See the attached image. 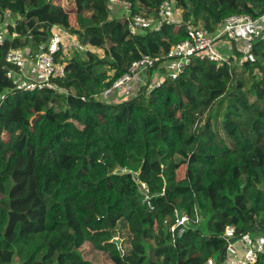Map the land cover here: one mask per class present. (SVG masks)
Listing matches in <instances>:
<instances>
[{
  "label": "trees",
  "instance_id": "trees-1",
  "mask_svg": "<svg viewBox=\"0 0 264 264\" xmlns=\"http://www.w3.org/2000/svg\"><path fill=\"white\" fill-rule=\"evenodd\" d=\"M66 1L0 0V15L21 16L18 36L0 42V264H218L228 225L264 235L263 39L240 65L195 58L158 87L104 99L135 61L188 39L189 26L257 17L264 0H172L180 23L136 33L121 5ZM124 1L157 21L165 0ZM55 27L85 48L55 52L54 88L19 87L7 52L48 49ZM175 209L200 220L173 241Z\"/></svg>",
  "mask_w": 264,
  "mask_h": 264
},
{
  "label": "built area",
  "instance_id": "built-area-1",
  "mask_svg": "<svg viewBox=\"0 0 264 264\" xmlns=\"http://www.w3.org/2000/svg\"><path fill=\"white\" fill-rule=\"evenodd\" d=\"M109 5L110 7L121 5L124 8L132 33H136L140 27L152 26L159 30L164 23H180L182 20L180 10L174 7L172 0H165L160 5V18L157 21L141 14L133 15L130 2L109 0ZM20 17L9 11L0 15V42L7 36L12 38L18 36L17 31L12 32V28L16 27ZM188 30V39L173 45L166 56L151 58L144 55L140 60L135 61L128 72L114 83L108 93L118 91L137 78L142 81L138 93L144 88L151 90L160 86L166 75L177 78L195 58L240 65L248 58H253L254 43L259 39L264 40V12L257 17L250 14L230 15L222 20L215 30L194 25L189 26ZM63 31L62 34L53 38L48 49L42 47L36 55L28 49H10L6 55L7 63L10 65L7 76L12 78L19 87L28 90L54 88L51 80L60 73L55 60V52L63 51L69 56L70 52L75 49L85 48L76 35ZM162 69H165L166 73ZM143 73L145 75H142ZM1 96L0 94V100ZM136 181L147 193L149 190L147 184L138 177ZM175 215L176 223L172 226L173 241L200 220L198 210H196L194 219L180 209H175ZM224 237L227 240L228 250L225 259L218 264H252L258 259L259 253L264 252L263 236L254 237L250 234L237 236L236 227L232 224L226 227Z\"/></svg>",
  "mask_w": 264,
  "mask_h": 264
},
{
  "label": "crops",
  "instance_id": "crops-1",
  "mask_svg": "<svg viewBox=\"0 0 264 264\" xmlns=\"http://www.w3.org/2000/svg\"><path fill=\"white\" fill-rule=\"evenodd\" d=\"M118 10H120V9H118ZM71 23H72V25L77 26V22H75V23L71 22ZM63 30L64 29H62L60 27H55L53 38H55L56 35L62 34L64 32ZM53 38H52V40H53ZM51 44H52V41L50 42L49 45H51ZM87 49H91L93 51L96 50L92 46H87ZM59 72L60 73L62 72V67L59 68ZM142 75H145V74L143 73ZM141 86H142V81L140 78H137V80L132 81L130 84L119 89L118 91L106 94L104 96V99H106L107 101H110V102H120L121 100H123L122 98H125L127 96L130 97L132 94H136L140 90Z\"/></svg>",
  "mask_w": 264,
  "mask_h": 264
},
{
  "label": "rangeland",
  "instance_id": "rangeland-1",
  "mask_svg": "<svg viewBox=\"0 0 264 264\" xmlns=\"http://www.w3.org/2000/svg\"><path fill=\"white\" fill-rule=\"evenodd\" d=\"M65 2H67V1L64 0V3H65ZM65 4L68 5V3H65ZM115 12H117V11H115ZM179 12L181 13V11H179ZM114 14L119 15V13H114ZM75 20H76V16H75V14H71V15H70V21L73 22V23H75V22H76ZM73 52H74V51L70 52V54H72ZM99 52H100V54H103V51H102V50H100ZM70 54H69V55H70ZM58 68H61V66L58 65ZM114 92H116V91H114ZM256 234H257V236L260 235V236H263V237H264V235L261 234V233H256ZM250 235L255 237V235L252 234V233H250ZM121 237L126 238L125 232L122 231V232L120 233L119 238L121 239ZM125 240H126V244L123 245V248H124V250H128V248H130V246H129L128 242H127V239H125ZM85 254H86V256H88V254L86 253V250H85ZM17 261H18V260L16 259V264H17ZM99 262H104V258H103L102 255H101L100 258H99ZM214 264H216V263H214Z\"/></svg>",
  "mask_w": 264,
  "mask_h": 264
},
{
  "label": "water",
  "instance_id": "water-1",
  "mask_svg": "<svg viewBox=\"0 0 264 264\" xmlns=\"http://www.w3.org/2000/svg\"><path fill=\"white\" fill-rule=\"evenodd\" d=\"M115 241L117 242L118 245H120L122 240L121 239H115Z\"/></svg>",
  "mask_w": 264,
  "mask_h": 264
}]
</instances>
